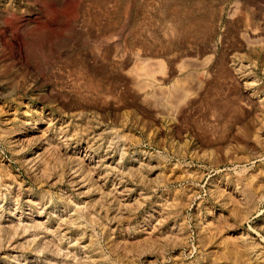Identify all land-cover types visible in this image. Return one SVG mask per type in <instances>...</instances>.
<instances>
[{
  "label": "rangeland",
  "instance_id": "obj_1",
  "mask_svg": "<svg viewBox=\"0 0 264 264\" xmlns=\"http://www.w3.org/2000/svg\"><path fill=\"white\" fill-rule=\"evenodd\" d=\"M0 264H264V0H0Z\"/></svg>",
  "mask_w": 264,
  "mask_h": 264
},
{
  "label": "bare ground",
  "instance_id": "obj_2",
  "mask_svg": "<svg viewBox=\"0 0 264 264\" xmlns=\"http://www.w3.org/2000/svg\"><path fill=\"white\" fill-rule=\"evenodd\" d=\"M164 71L165 69L161 62H158L156 68L154 69L151 65L147 64V61L141 60L138 61L136 67L133 68L131 75L135 78V86L142 90L146 97H149L151 96V92L148 90V88L158 82L156 74H164ZM153 82L155 83L153 84ZM169 113L171 114L170 110L167 111L168 115Z\"/></svg>",
  "mask_w": 264,
  "mask_h": 264
}]
</instances>
